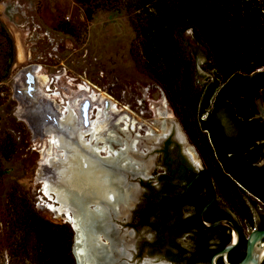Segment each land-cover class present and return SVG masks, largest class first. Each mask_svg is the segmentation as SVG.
<instances>
[{"label": "rangeland", "instance_id": "obj_1", "mask_svg": "<svg viewBox=\"0 0 264 264\" xmlns=\"http://www.w3.org/2000/svg\"><path fill=\"white\" fill-rule=\"evenodd\" d=\"M130 10L125 2L103 4L87 20L75 0H0V22L13 52L8 68V44L0 32V264L8 260L9 242L2 232L8 195L24 196L40 217L71 228L44 194L45 182L57 186L62 179L59 171L65 169L64 152L51 143L44 129L60 134L59 117L69 110L79 119L80 105L87 101L95 107L89 120L94 121L100 111L99 120L111 121L98 133L102 141L96 144L102 151L97 159L92 157L98 163L109 151L123 153L121 158L129 165L153 177L160 172L156 164L160 139L178 137L183 150L193 148L162 89L143 68L134 31L137 18ZM184 42L188 52L196 49L195 79L197 86H204L212 77L204 64V50L196 47L189 32ZM119 117L125 119L119 122ZM102 168L115 174L109 167ZM139 202L140 198L136 204H117L113 222L118 229L132 230L129 214ZM130 236L127 239L136 245L153 239L146 228ZM101 242L107 244L102 237ZM137 262L166 264L156 253H143L132 261Z\"/></svg>", "mask_w": 264, "mask_h": 264}, {"label": "trees", "instance_id": "obj_2", "mask_svg": "<svg viewBox=\"0 0 264 264\" xmlns=\"http://www.w3.org/2000/svg\"><path fill=\"white\" fill-rule=\"evenodd\" d=\"M75 1L87 20L103 4L129 6L137 18L134 31L143 68L162 89L218 191L232 206L245 208L241 198L245 193L264 203L263 170L253 165L255 157L249 149L259 154L261 146L255 141L264 131L263 123L253 119L259 91L264 101V0ZM0 32L8 44L5 61L10 68L11 41L1 22ZM188 32L196 47L204 50L205 67L212 74L204 86H197L195 79L196 49L186 50ZM220 110L233 127L241 129V143L221 134L214 120ZM221 176L226 180L221 181ZM4 214L7 264H75L69 225L43 219L21 195H8ZM243 216L252 225L251 217Z\"/></svg>", "mask_w": 264, "mask_h": 264}, {"label": "flooded vegetation", "instance_id": "obj_3", "mask_svg": "<svg viewBox=\"0 0 264 264\" xmlns=\"http://www.w3.org/2000/svg\"><path fill=\"white\" fill-rule=\"evenodd\" d=\"M85 103L86 102H83L78 110L81 120H79L80 118L77 119L74 115L76 121L74 120L72 122V124L75 127L78 126L77 129L79 128L83 133L89 130L90 122L92 121L89 120V113L95 109V107L90 104L86 107ZM107 107L108 104H106V108ZM110 109L112 115H114L115 108L111 107ZM219 113L225 114L220 110L214 115V120L220 126L221 134L225 138L238 144V142L241 141V129L233 127L231 133L227 132L218 117ZM84 114L86 115V122H84L83 119ZM256 114L257 111L255 112V115ZM105 116L106 114L103 113V117ZM59 118V132L62 134L58 133V135L66 138L63 139L65 141L64 145L67 144L66 147H77L86 155V158L97 163L99 169H101L102 166L110 168L115 162H119L121 167H127L129 165L125 164L129 161L123 158V153H121L118 158H115L112 151L102 160L106 166L102 165L100 161V163H98L93 160L92 157L98 158L96 152L82 147V141L77 140V135H75V137L71 134L69 130V126L71 125L67 124V126H65L63 124V126L61 120L62 116ZM105 119L106 118H101L100 121H109V124L111 123L110 120ZM260 121L264 125V121ZM216 132L219 133L218 130H216ZM87 135L89 138V134H84V140L88 139H86ZM262 135V139L255 141L256 146H261L259 154L256 153L253 147L249 148L252 155L255 157L253 165L257 167L264 160L263 145L260 143L264 141V131ZM96 137H98V134ZM164 138L165 137L160 139L157 145L159 160L156 161V164L160 172L155 173L153 177H147L145 171H140L142 175L138 180L141 191L139 196L140 202L129 214V219L131 221L130 228L133 231L124 230L123 226L121 229L117 228L118 231L110 235L114 245L112 246V252L109 254V257H112V260L116 261L115 264H138L139 262L132 263V261L139 260L143 253H156L163 256L166 264H211L214 255L223 250L225 246L230 243L233 237L230 225L233 224L241 235L240 242L236 248L227 254L225 259L222 257L217 258L215 264H240L246 254V239L248 235L254 230H264V203L249 193H245L243 195L241 194L245 208H241L240 205L232 206V201L228 200L225 195L223 196L222 193L218 191L219 188L215 183V178L203 167L195 147L190 144L194 149L190 148L183 150L182 143L180 142L181 139L178 137L173 136L167 139ZM187 152H189L190 155L192 153V155L189 156ZM69 153L72 152L70 151ZM121 156L123 157L121 158ZM193 156L194 158H192ZM260 169L263 170V175L264 164L260 166ZM202 170H206L209 173L215 196L214 201L203 214L202 222L211 224L218 220H228L225 222L224 226L216 227L211 230H204L199 220L200 211L213 197L207 176L201 174L185 194L186 185ZM109 174L110 177L113 176V172H109ZM143 178L147 179L143 180ZM225 180L226 179L221 176V181ZM235 183L237 188H240L238 182ZM244 213L251 217L252 225L249 224L248 217L243 216ZM144 228L151 231L153 239L140 240L138 245L132 244V239H127L131 237L130 235L136 234L137 230ZM129 243H131V245ZM262 243H264V239ZM261 254L263 258L260 264H264V248L261 250ZM127 261L130 263H127Z\"/></svg>", "mask_w": 264, "mask_h": 264}, {"label": "water", "instance_id": "obj_4", "mask_svg": "<svg viewBox=\"0 0 264 264\" xmlns=\"http://www.w3.org/2000/svg\"><path fill=\"white\" fill-rule=\"evenodd\" d=\"M32 78L33 76H31L30 73L27 74V79L31 81ZM85 105L86 107L89 106L87 101ZM255 106H256L257 114L253 117V119H259L264 121V101H263L262 91H259V97L255 101ZM218 117L221 123L223 124L225 130L231 133L232 132L231 129L233 128V126L225 117V115L219 113ZM83 119L84 122H86L85 114L83 115ZM260 143L263 145V153H264V141ZM101 164L105 165L104 162H101ZM263 164H264V160L260 163V165H258V167H260ZM110 170H114L115 175L117 177H120L121 180H123L120 181V183L114 184L118 196L115 198V201H113V203L110 202L105 203L104 201H99L97 198L87 196L82 191H75L73 193H69V195L71 196L69 198V203L72 205L74 211H76L78 214L79 225H80L79 230L80 232H83L84 239L82 241V246L85 250V255L83 259V261L86 262L85 264H115L116 263V261L112 260V257H109V254H111L112 252L111 250L112 246L114 245L112 241V237L110 235L118 231L115 222H113L115 218V209L113 208H116L118 203L127 205L128 203L132 202L136 204V202L139 200V196L141 193L137 181V179H139L142 176L140 171H137L136 169H130V170L125 169L119 165L116 166V162L114 163V165L110 166ZM201 174H205L207 176L209 186L213 193V197L211 201L207 205H205L200 211L199 220L201 221L204 230H211L216 227L224 226L225 222H227L228 220H218L211 224H205L202 222L203 214L212 204L215 198L209 173L206 170L200 171L192 179V181L186 185L185 194L187 190L191 187V185L194 183V181ZM134 190L136 194L134 197H132L131 192ZM89 205H92L93 208H89ZM97 205L103 208L104 210H106V212H103V216L101 218H96L97 216L94 212ZM84 214L88 216V219L86 221L84 220V216H85ZM70 226L73 230L72 255L75 260V263L80 264V260L76 252L78 246L77 244L78 231H76L71 224ZM230 228L233 232V237L230 243L227 246H225L223 250H221L220 252L214 255V257L211 260V264H215V260L219 257L225 259L227 254L231 250L236 248V246L239 244L241 238L239 231L233 224L230 225ZM101 237L107 242V244L101 242ZM263 239H264V230H254L248 235L246 239V254L243 261L240 264H260L263 258L261 254V250L264 248V243H262ZM94 249H96L97 252H94ZM127 263L130 262L127 261Z\"/></svg>", "mask_w": 264, "mask_h": 264}, {"label": "bare ground", "instance_id": "obj_5", "mask_svg": "<svg viewBox=\"0 0 264 264\" xmlns=\"http://www.w3.org/2000/svg\"><path fill=\"white\" fill-rule=\"evenodd\" d=\"M91 99L94 100L95 98H91ZM99 115H100V111H98L97 113L96 120L90 122L89 130H87L86 133H83L82 131L79 130V128L77 129L78 126L75 127L72 124V122L75 120V116L70 110L68 111L67 116H63L61 118L63 122L62 125L63 124L65 126H67V124L71 125V126L68 125L70 128L69 130L71 131L72 135L74 136L77 135L78 141L79 140L82 141L81 142L83 145L82 147H86L88 148V150L95 151L97 155L101 153L102 148L98 147L96 144V142L100 141V139L96 137V135L102 130H105V128L109 124V121L101 122L99 120ZM124 119L125 118L123 117H119L117 118V121L120 122ZM44 133L49 136L52 144H54L58 149L64 152L65 160L69 163V164H66L64 163L65 160H63L65 169L62 171H59L60 174H62V179L58 183L57 186H51L50 183L45 182L44 194L46 195L48 201L53 204V205H50L52 210L64 214L66 221H68L74 227V229L78 231V234H77L78 246H77L76 252L80 260V264H85L86 262L83 261L85 250L82 246V241L84 239L83 232H80L79 230L80 225H79L78 214L76 211H74L72 205L69 203V198L71 197L69 193H73L75 191H82L87 196L97 198L99 201H104L105 203L106 202L113 203V201H115V198L118 196V193L114 187V184L120 183V181H118L120 180V177H117L115 174H113V176L110 177L109 172L105 171L104 168L102 169L101 167H100L101 169H99V166L97 165V163H95L92 160H89V158H86V155L82 153L77 147L72 146V145H70L72 146L70 148H68V146L66 147L67 144L64 145L65 141L63 140L66 138H63L62 136L58 135L50 127L45 128ZM84 134H89V138L87 140H84ZM92 141H95V145H92ZM70 151L72 152V155L69 153ZM113 154L115 158H118L119 155H121L120 153H114V152ZM191 155L189 153V156ZM192 158H194V156ZM47 164L51 165L52 159H49L47 161ZM125 164H129V162ZM122 168L129 169V170L134 169L131 165H128L127 167H122ZM134 196L135 195H133L132 197ZM113 209H116V208H113ZM94 212L97 216L96 218H101L103 216V212H106V210H104L103 208L97 205ZM87 219H88V216L85 215L84 220L86 221ZM94 252H97L96 249H94Z\"/></svg>", "mask_w": 264, "mask_h": 264}]
</instances>
